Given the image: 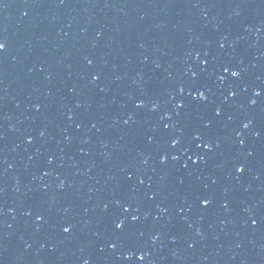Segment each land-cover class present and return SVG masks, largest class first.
Here are the masks:
<instances>
[{"label": "water", "instance_id": "1", "mask_svg": "<svg viewBox=\"0 0 264 264\" xmlns=\"http://www.w3.org/2000/svg\"><path fill=\"white\" fill-rule=\"evenodd\" d=\"M0 43V264H264V0H0Z\"/></svg>", "mask_w": 264, "mask_h": 264}, {"label": "snow or ice", "instance_id": "2", "mask_svg": "<svg viewBox=\"0 0 264 264\" xmlns=\"http://www.w3.org/2000/svg\"><path fill=\"white\" fill-rule=\"evenodd\" d=\"M4 47V45L2 44V43H0V49H2ZM226 71H227V69H225ZM232 75L233 76H236L237 75V73L236 72H233L232 73ZM200 95V97L203 99L204 97H203V93H200L199 94ZM166 127H167V125H166ZM245 127H247V125H245ZM173 143H175V141H173ZM205 147H207V145H205ZM163 159V158H162ZM238 172H240V171H242L243 170V168H242V166H237V169H236ZM126 211H127V209H125ZM133 219H136V217H133ZM116 228H121L122 227V224L121 223H117L116 225ZM65 231H68L69 229H67V228H65L64 229ZM140 259H143V257H140Z\"/></svg>", "mask_w": 264, "mask_h": 264}]
</instances>
